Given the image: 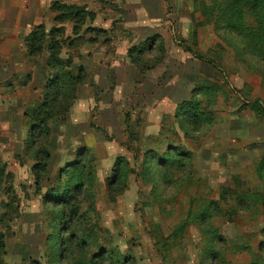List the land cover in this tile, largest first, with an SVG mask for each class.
<instances>
[{
	"label": "rangeland",
	"instance_id": "374dc122",
	"mask_svg": "<svg viewBox=\"0 0 264 264\" xmlns=\"http://www.w3.org/2000/svg\"><path fill=\"white\" fill-rule=\"evenodd\" d=\"M247 2L0 0V264H264V5ZM55 4L93 17L76 25ZM52 79L36 184L29 133ZM80 182L70 223L55 200Z\"/></svg>",
	"mask_w": 264,
	"mask_h": 264
},
{
	"label": "trees",
	"instance_id": "16d2710c",
	"mask_svg": "<svg viewBox=\"0 0 264 264\" xmlns=\"http://www.w3.org/2000/svg\"><path fill=\"white\" fill-rule=\"evenodd\" d=\"M235 3L238 4L239 2H235ZM247 5L249 6L250 10L254 12L257 10V8L264 5V0H248ZM52 10L55 13L57 12L61 13V11L66 10L67 18L72 19L73 21H75L76 25L79 26L83 25L87 18L92 19L93 17V15L87 12L86 9L78 6L66 7V6H61L59 4H55L52 7ZM58 19L59 18L57 17L56 20L58 21ZM39 30L41 31V29ZM74 31L75 32L77 31L76 28ZM39 32L30 34V36H28V38L26 39V45L30 56H39L42 52L43 49L42 45L46 39V36L44 35V33L38 34ZM62 34H63V29H55L50 31L49 36L51 37V40L54 41L59 37V35ZM48 49L50 55L49 65L53 66V64H58V60H56V58L61 49L59 47L58 42H53ZM81 76H82L81 73L78 72L76 79L77 82L79 83L82 82V79L80 78ZM55 90L57 93H59L61 90V85L58 79H52L46 84L43 91L45 98L41 106L32 115V127L30 128L29 137L31 140L30 142L31 147L34 145V149L35 148L37 149L35 156V165L32 168V174L34 176L36 184L42 183L43 176L47 171V163L50 160V155L47 149V139L49 137L50 131L47 123L55 115L54 113L51 112L52 102L50 103L51 94ZM180 109L185 122L188 125H190L193 129L197 130L199 128L201 121L199 114L197 113V110L195 108V105L192 102H184L181 105ZM254 112L264 117V108L256 106L254 107ZM173 152L177 153L176 151ZM170 153H172V150L169 151V154ZM78 167L79 164H76V166L73 167V170L77 169ZM261 169H264V162H262L261 164ZM3 174H4L3 169L0 168V187L2 185ZM119 174H120V166L117 164L116 169L113 172V177L108 182L109 191L112 193L118 191L117 189H115V185L118 182ZM59 180L60 181L63 180L62 176ZM83 190H84V185L82 184V182L75 183L73 185L68 186L67 190L64 193L62 192L59 193L58 197L55 200L57 205L55 206L61 207L63 214H65V217L70 223H72L73 220H76L78 218L77 209H76V201H77L76 199H80V197L83 194ZM63 219L64 218H61L60 220ZM58 234L60 235V231H58ZM62 240L63 239L61 238V241ZM62 244L63 243L61 242L60 247H63ZM3 249H4V238L2 235H0V252L3 251ZM108 256L105 254V252H100L97 256H94L93 259L101 263H104L105 261L111 260L108 259L110 257Z\"/></svg>",
	"mask_w": 264,
	"mask_h": 264
}]
</instances>
